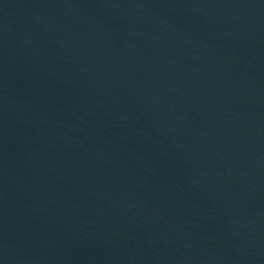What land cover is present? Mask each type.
<instances>
[{"label":"water","instance_id":"1","mask_svg":"<svg viewBox=\"0 0 264 264\" xmlns=\"http://www.w3.org/2000/svg\"><path fill=\"white\" fill-rule=\"evenodd\" d=\"M0 264H264V0H0Z\"/></svg>","mask_w":264,"mask_h":264}]
</instances>
